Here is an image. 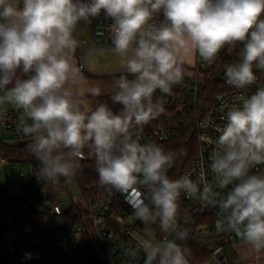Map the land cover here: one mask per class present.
Here are the masks:
<instances>
[{
  "label": "clouds",
  "instance_id": "obj_1",
  "mask_svg": "<svg viewBox=\"0 0 264 264\" xmlns=\"http://www.w3.org/2000/svg\"><path fill=\"white\" fill-rule=\"evenodd\" d=\"M102 11L123 67L110 97L119 112L106 103L88 108L84 92L67 86L80 75L73 33ZM225 46H239L226 84L256 83L254 66L264 70V0H0V120L5 105L20 110L17 131L30 138L40 178L56 184L76 175L87 150L101 186L123 195L146 228L175 233L159 242L146 238L126 257L142 249L143 264H189V249L177 243L188 238L178 226L181 193L218 207L217 231L233 232L261 252L264 173H250L264 164V86L226 112L209 157L211 180L204 171L196 180L191 173L170 178L175 154L140 142L144 126L164 111L154 93L171 95L183 79L184 57L198 53L211 64ZM88 91L100 95L99 88Z\"/></svg>",
  "mask_w": 264,
  "mask_h": 264
},
{
  "label": "built area",
  "instance_id": "obj_2",
  "mask_svg": "<svg viewBox=\"0 0 264 264\" xmlns=\"http://www.w3.org/2000/svg\"><path fill=\"white\" fill-rule=\"evenodd\" d=\"M111 23V19L103 11L98 17L92 18L91 23L81 22L78 35L79 68L91 77L104 79L121 72L95 73L89 67V59L93 53L113 49L108 30ZM227 47L218 53L211 64L203 62L196 53L193 65H184L186 69L183 79L172 86L171 95L159 90L155 93L162 102L164 111L144 126L140 142H155L166 152L167 144L181 134H192L197 141V152L189 165L178 175L175 173L174 163L169 169L168 175L172 179L191 173L190 178L196 180L201 171L212 179L209 157L220 134L217 129L226 123V112L232 107L242 106L243 100L252 95L258 86H264V76L258 72H254L257 80L251 86L238 89L226 84V67L234 61L233 51ZM218 84L225 87L223 92L216 93L214 87ZM4 107L6 113L4 119L0 120V135H7V138L0 139V142L10 145L29 143L30 138L17 131L20 110ZM87 159L85 150V158L80 163ZM9 165L19 164L10 163L0 154V175H5V168ZM29 166L33 170V176L25 178L21 175L18 180L20 184L26 183L28 186H20L19 192H12L6 186L0 187V190L6 188L12 195L22 199L20 203H15L7 197L2 198L0 193V257L3 252L7 255L20 253L41 244L33 220L31 221V214L44 217L43 233L59 234L56 247L66 264H98L90 261L82 251V240L86 233L92 236L94 232L117 264H143L145 254L142 249L137 251L135 257H126L124 251L137 248L147 238V229L153 232L155 242L176 238L175 233L161 232L158 225L146 228L138 219L127 223V219L134 214L130 205L125 202V197L118 192L116 196L113 190L103 186H91L84 193L78 188L80 199L85 203V213L80 210V203H75L72 197L71 204L65 206L62 199L71 195L66 178L62 177L59 183L54 184L40 178L35 168ZM257 173H264V164L257 165L250 174ZM8 176L11 177L10 174ZM231 188L232 185H229L222 195L231 191ZM118 205L123 214L113 211ZM65 210L71 212L65 214ZM218 212V207H205L200 200L181 193L178 226L188 230V238L184 241L177 240V243L204 250L211 246L213 261L230 264L226 248L241 238L230 231H217L215 221ZM3 241L6 242L5 246L2 245ZM17 264L32 263L21 259Z\"/></svg>",
  "mask_w": 264,
  "mask_h": 264
},
{
  "label": "trees",
  "instance_id": "obj_3",
  "mask_svg": "<svg viewBox=\"0 0 264 264\" xmlns=\"http://www.w3.org/2000/svg\"><path fill=\"white\" fill-rule=\"evenodd\" d=\"M227 48L233 51V47L228 46ZM233 55V59L236 60L238 57L234 51ZM183 67L185 70L186 66L183 65ZM258 73L264 76V70L259 69ZM18 75L22 74L18 72ZM118 76L119 75L109 76L104 79L114 83ZM9 87H11V85H9ZM214 89L216 90V93H219L223 92L225 90V87L221 86V84H218V86L214 87ZM110 97L111 96L94 98L93 109L100 104L106 103L114 112H119L121 109V105L114 104ZM156 98H158V96L154 93V100ZM27 145L28 143L7 145L0 142V154L5 157L10 163L19 165H31L39 173V169L41 166L40 162L34 157L33 154L29 152ZM165 149L166 152H172L175 154V173L176 175H178L189 165V163L195 157L197 152V141L195 136H193L192 134H181L177 136L176 139L168 143ZM74 179L77 187L82 193H84L91 186H101L99 184V177L96 171L95 161L93 157L88 156V159L81 164L80 169L78 170L76 175H74ZM103 187H105L106 189H110L106 186ZM111 190H113L117 196V192L114 189ZM0 193H5L7 199L15 203H20L22 200L20 197L12 195L11 192L6 188L0 190ZM113 211H118L120 212V214H123L119 205L116 206ZM70 212L71 211L65 210V214H68ZM30 218L31 221L33 220L35 230L41 239V244L34 247H29L20 253L1 256L0 264H17L21 259L27 260L32 264H66L62 258L60 251L56 247V242L59 238V234L43 233V216L31 214ZM81 247L83 253L90 261H94L98 264H104L100 251L95 244L93 237L89 233H86L84 235ZM187 248L189 249L190 253L188 257L190 264H205L212 259L210 251L201 249L200 247L189 246Z\"/></svg>",
  "mask_w": 264,
  "mask_h": 264
},
{
  "label": "rangeland",
  "instance_id": "obj_4",
  "mask_svg": "<svg viewBox=\"0 0 264 264\" xmlns=\"http://www.w3.org/2000/svg\"><path fill=\"white\" fill-rule=\"evenodd\" d=\"M86 33V31H85ZM242 46V45H241ZM233 51L236 53L237 57H238V53H239V46L233 48ZM120 58L117 54L114 53V51L112 49L110 50H102V51H97L95 53H93L89 59V67L90 69L97 73H108V72H116V71H122L123 67L119 62ZM184 61H188L186 56L184 57ZM254 72H258L259 68H256L254 66L253 68ZM6 107L12 108L14 110H18L16 109L14 106L12 105H5ZM89 108V107H88ZM92 109V108H91ZM7 138V135H0V139H5ZM10 145V144H7ZM5 175H0V187L6 186L9 190H11L12 192H19V187H26L28 186V184L26 183H19V179L20 176H24L25 178H30L33 176V170L30 168L29 165H9L5 168ZM8 174H10L11 177L8 176ZM66 182L70 187V196L69 197H64L63 203L65 204V206H69L71 204V197L72 200L75 203H80V210L85 213L86 209H85V203L83 201H81L82 199H80V194H79V190L77 187V184L75 182V179L73 178V176L70 177H66ZM6 195L5 193L2 194V198L5 199ZM137 219L134 216H130L127 219V223H131V222H136ZM145 236L149 239H152L154 241V235L153 232L151 231V229H147L145 232ZM92 237L94 239L95 244L97 245L100 254L104 260L105 264H114V261L111 257V255L109 254V250L107 249L106 245L101 241V239L94 233L92 232ZM155 242V241H154ZM238 243L240 245L245 244V242L242 239L238 240ZM3 246L6 245V242L3 241L2 243ZM210 249L212 248L211 246H209ZM252 253H255L252 254ZM248 258L251 259V257L255 258V257H259V259L263 260L264 259V250H262L261 252H256V251H249L247 253ZM6 252L2 253V256H6Z\"/></svg>",
  "mask_w": 264,
  "mask_h": 264
},
{
  "label": "crops",
  "instance_id": "obj_5",
  "mask_svg": "<svg viewBox=\"0 0 264 264\" xmlns=\"http://www.w3.org/2000/svg\"><path fill=\"white\" fill-rule=\"evenodd\" d=\"M81 23H79L76 27V30L73 33L74 39L77 41V46L75 48L73 55V63L79 67V55H80V49L78 47V35L80 31ZM195 56L196 53H189L186 58L188 61H184L183 65H193L195 61ZM84 73V72H83ZM80 71V75L75 78L74 81H70L69 84L67 85L69 88H71L73 91H83L84 95L83 97H80L82 99L83 104L86 107L92 108L94 105V98L97 97H106V96H111V93L115 91L114 89V83L102 79V78H97V77H91L87 75L86 73L83 74ZM99 73V72H97ZM91 88H99L100 89V95L94 96L91 94L90 91H88ZM155 241V240H154ZM207 251H210L211 249H206ZM253 251V249L245 244L240 245L238 242H236L233 245H228L226 248V255L230 259V264H264V259L261 260L259 257H251V259L248 258V252ZM255 255V253H252ZM104 261V260H103ZM104 263V262H103ZM116 262L114 261V264ZM105 264V263H104ZM190 264V263H189ZM205 264H219L216 261H211L205 263Z\"/></svg>",
  "mask_w": 264,
  "mask_h": 264
}]
</instances>
